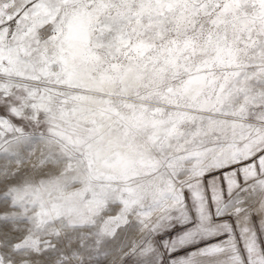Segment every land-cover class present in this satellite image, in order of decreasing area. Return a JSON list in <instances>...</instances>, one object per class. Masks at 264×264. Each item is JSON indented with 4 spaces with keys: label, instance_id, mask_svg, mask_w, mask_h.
<instances>
[{
    "label": "snow or ice",
    "instance_id": "snow-or-ice-1",
    "mask_svg": "<svg viewBox=\"0 0 264 264\" xmlns=\"http://www.w3.org/2000/svg\"><path fill=\"white\" fill-rule=\"evenodd\" d=\"M0 264H264V0H0Z\"/></svg>",
    "mask_w": 264,
    "mask_h": 264
}]
</instances>
